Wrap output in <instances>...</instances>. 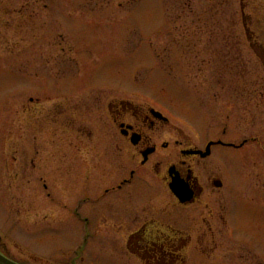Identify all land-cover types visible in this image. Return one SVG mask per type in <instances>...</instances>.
<instances>
[{"label": "rangeland", "instance_id": "374dc122", "mask_svg": "<svg viewBox=\"0 0 264 264\" xmlns=\"http://www.w3.org/2000/svg\"><path fill=\"white\" fill-rule=\"evenodd\" d=\"M115 99L157 107L167 132L192 143L260 133L246 151L254 185L253 163L264 165V0H0L5 256L123 264L93 231L101 173L114 172L100 166L112 130L105 102ZM157 187L154 196L167 195ZM248 191L230 200V228L220 223L205 238L212 251L189 264H264V193Z\"/></svg>", "mask_w": 264, "mask_h": 264}, {"label": "flooded vegetation", "instance_id": "af4514ba", "mask_svg": "<svg viewBox=\"0 0 264 264\" xmlns=\"http://www.w3.org/2000/svg\"><path fill=\"white\" fill-rule=\"evenodd\" d=\"M105 105L112 130L103 138L102 153L107 160L100 168L109 166L114 172L101 173L93 231L109 239L103 246L109 248L110 260L123 264L193 263L196 254L215 247L205 238L216 234V226L221 223L230 228L225 219L232 198L243 199L246 189L264 193V165L253 163L259 170L254 172V185H248L253 171L248 172L246 156L249 144H260V133H245L241 143L224 141V137L202 142L196 138L192 143L174 128L170 130L179 137L167 132L170 121L157 107L117 99ZM78 135L93 143L91 136ZM111 152L112 160L107 157ZM175 182L179 196L170 191ZM158 184L167 190L166 196H154ZM88 191L84 195L89 196ZM161 202L170 210L157 209ZM220 208L223 216L219 217ZM88 221L92 226L91 219H84Z\"/></svg>", "mask_w": 264, "mask_h": 264}, {"label": "water", "instance_id": "95a60500", "mask_svg": "<svg viewBox=\"0 0 264 264\" xmlns=\"http://www.w3.org/2000/svg\"><path fill=\"white\" fill-rule=\"evenodd\" d=\"M170 189L171 191L173 192V194H175L176 196H179V188L177 186V183H173L171 186H170ZM0 264H16L8 259H6L4 256H2L0 254Z\"/></svg>", "mask_w": 264, "mask_h": 264}]
</instances>
